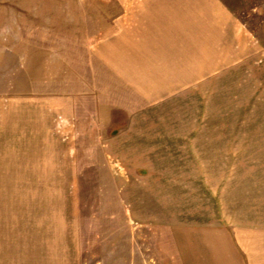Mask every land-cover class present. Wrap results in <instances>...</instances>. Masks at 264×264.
I'll use <instances>...</instances> for the list:
<instances>
[{"label":"rangeland","instance_id":"rangeland-1","mask_svg":"<svg viewBox=\"0 0 264 264\" xmlns=\"http://www.w3.org/2000/svg\"><path fill=\"white\" fill-rule=\"evenodd\" d=\"M174 2L0 0V264L264 253V0Z\"/></svg>","mask_w":264,"mask_h":264},{"label":"crops","instance_id":"crops-1","mask_svg":"<svg viewBox=\"0 0 264 264\" xmlns=\"http://www.w3.org/2000/svg\"><path fill=\"white\" fill-rule=\"evenodd\" d=\"M182 1V0H181ZM175 2L178 4V0H175ZM174 2V3H175ZM179 9L177 6H175V10ZM174 17L178 18V22L183 20L184 17L182 15V17H178L176 14L173 15ZM183 24V23H182ZM183 27V26H182ZM180 27L179 29L176 30V32H173V36L170 37L173 41L171 43V48L173 50V52L170 54L171 58L174 59H190V53L189 52V46H190V41L187 40L188 38L183 36V32L184 35H186L189 31L187 28L184 29V31H182V28ZM156 34V33H154ZM157 35V34H156ZM157 36H155V39H153V48H151L150 50H147V55L148 52H151V56H149L150 58H154L156 56L155 51H156V47H157V43H156V38ZM189 49V50H188ZM152 50V51H151ZM197 59V57H195ZM248 261L249 264H264V253L261 252L260 255L258 254V256H256L254 250H249L248 251ZM224 257V258H223ZM228 257L227 255L223 256L222 255V251L221 250H214L212 251V258L214 261V264H227L229 263V261L225 258ZM259 262V263H258Z\"/></svg>","mask_w":264,"mask_h":264}]
</instances>
